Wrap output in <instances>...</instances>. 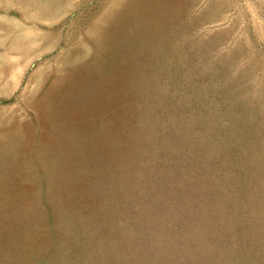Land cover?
I'll return each instance as SVG.
<instances>
[{"label": "rangeland", "instance_id": "rangeland-1", "mask_svg": "<svg viewBox=\"0 0 264 264\" xmlns=\"http://www.w3.org/2000/svg\"><path fill=\"white\" fill-rule=\"evenodd\" d=\"M0 264H264V0H0Z\"/></svg>", "mask_w": 264, "mask_h": 264}]
</instances>
